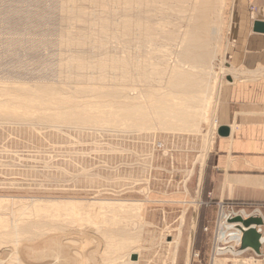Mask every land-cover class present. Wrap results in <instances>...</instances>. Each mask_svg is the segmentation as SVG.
I'll list each match as a JSON object with an SVG mask.
<instances>
[{
    "label": "rangeland",
    "instance_id": "374dc122",
    "mask_svg": "<svg viewBox=\"0 0 264 264\" xmlns=\"http://www.w3.org/2000/svg\"><path fill=\"white\" fill-rule=\"evenodd\" d=\"M197 1L178 7L161 0H0V103L29 96L22 88L38 89L35 105L43 101L32 108L34 114L41 112L37 117L21 111L8 116L0 106V202L8 206L0 210L4 258L21 264L16 260L24 257L19 249H49L57 238L71 245L68 250L64 245L63 255L81 258L78 264H264V256L252 250L239 253L236 241L226 242L224 221L203 192L223 93L235 76L238 81H264V76L244 77L264 71V62L252 69L236 61V49L245 40L232 23L238 6L231 0H223V6L212 0L209 10L197 12ZM249 12L254 22L264 18V0H253ZM190 31L206 43L198 51L203 56L195 60L207 95L200 131H164L153 126L155 121L152 130H130L44 117L90 103H110L114 112L128 101L126 93L147 106L155 105L159 96L173 100L182 89L171 85V73L189 65L183 40ZM203 68L205 73H200ZM46 90L58 94L45 95ZM103 108L94 111H109ZM90 203L139 206L140 215L127 228L129 246L108 252L100 230L110 214L106 207L87 208ZM17 225L28 232L17 238L2 236ZM14 240L20 241L18 249L11 247ZM134 254L137 261L131 259Z\"/></svg>",
    "mask_w": 264,
    "mask_h": 264
},
{
    "label": "bare ground",
    "instance_id": "6f19581e",
    "mask_svg": "<svg viewBox=\"0 0 264 264\" xmlns=\"http://www.w3.org/2000/svg\"><path fill=\"white\" fill-rule=\"evenodd\" d=\"M161 1H170V2H173L176 6L178 5V7H179L180 5L186 4L190 0H161ZM213 1L212 0H198L197 1L198 3L196 2V7L194 10L195 11L197 10V12L202 11V9L207 10ZM217 2L219 3V1H217ZM220 5L221 6L224 5L223 0H220ZM215 6H217V4ZM217 7H220V6L218 5ZM195 21L196 20H194V22ZM184 37L185 38H184L183 42L185 43V50L183 53L185 54V57H186V63H188L189 65L188 66L184 65L183 68L175 70L171 73V78H170L171 85L173 87H176V88L181 87V89H182V94H174L173 100H171V101L161 100V99H159L160 98V96H159L158 99L156 100L155 105L147 106V105H142L140 103L134 102L138 97L137 96H130L128 93L125 92L126 94H124L123 98H126L128 101H125L124 103H121V104L118 103L119 105L116 107L118 110H116L114 112H111V111H113V110H111L112 109L111 107H114V106H112V104H110V103L108 105H103V106L100 104V107L98 106L99 104L93 105L92 103H90L89 106L85 105L86 107L81 106L82 105L81 104L80 106L76 105L75 107H73V108L70 107L69 109H66V110H60V111L54 110L53 113L44 111V112H42L43 115L45 114V112L48 113V114H45L44 117H46V119L52 120V121L60 120V121L65 122V121L71 120V121H74L76 124H81V125H85V126H87V125L88 126H102V124H109L112 126H117V128L118 127H124L126 129H130V130H131V128L137 129V130H146V129L149 130L153 124L151 121H155L153 126H158V127H160L161 130H164V131L188 132V133L200 131L201 122H203L202 120L206 116L205 110L207 108V100H206L207 95L205 94L206 93V91H205V80L203 78L199 77V75H197V72L195 71V69H197V66L195 65L196 64L195 60L199 59L198 57L203 56V55L198 54V51L204 50L206 48V43H205V40H203L202 37L197 32L194 33L192 31H190ZM205 70L206 69L203 68L200 73H205ZM240 75L244 76V74H240ZM247 75H252V77H254V78L263 77L264 71H257V72H253L251 74H245L244 77H246ZM196 76H197V79H194ZM235 79H236V81L241 80L240 78H237L236 76L234 77V81H235ZM193 81H198V82H196V85L198 84V86H197L198 89L196 91H193V88L195 87V83H193ZM185 88L187 91H184ZM119 89H121V88H119ZM22 90L27 92V94H29V96L24 97V99L22 97L16 99L17 98L16 97V98H14L15 100L12 99L13 101H8V102L5 101L7 103L2 102L3 104L0 103V106L2 107L1 109L5 110L6 113L8 112V116H9V113L14 114V115L18 114L19 111H21L20 113H22V114L24 113V115L27 116L33 111L32 110L33 107H36V105H39L38 107L42 106L41 105V103L43 102L42 100H41L42 102L40 101V104L38 102L36 105L34 104V103H36V100L33 97H34V95H37L39 93L38 89L22 88ZM126 90L124 89L123 92ZM134 90H135V92L137 91L136 89H134ZM41 91H45V90H41ZM91 91H93V90H91ZM44 94L45 95L46 94H52V95L54 94L55 95L58 93H56V91H53V90H46V92H44ZM56 96L59 97V95H56ZM172 96L173 95H169V97H172ZM69 98H66V100H71ZM167 99H169V98L167 97ZM96 102H97V100H96ZM50 103H52V102H50ZM33 104L35 106H33ZM91 104H92V106H90ZM38 107H36V108H38ZM55 107L56 106H54L53 109ZM59 107L60 106L58 105V109H60ZM97 107H98V110H99V108L102 109L103 107H107L105 109H109V111L106 110L108 112L105 111V113H103L101 115L96 114L95 111H97V109H96ZM50 108H52V107H50ZM94 109H96V110L94 111ZM101 109L99 111H102ZM33 112H32V114H34ZM37 113H41V112H37ZM37 113H35L36 117L38 116ZM24 115H22V116L25 118L26 116H24ZM34 115H32V116H34ZM207 115H208V112H207ZM20 116H21V114H20ZM32 116L30 115L29 117H32ZM40 116H42V115H40ZM27 117H26V119H27ZM19 118H21V117H19ZM123 130L125 131V129H123ZM150 130H152V129H150ZM216 130H218V129H216ZM141 133H142V131H141ZM15 206H16V204H15ZM15 206L13 205V207H15ZM7 207H8L7 204H3L2 202H0V210L4 211V209H6ZM35 207H36V211H38L37 210L38 205L37 206L35 205ZM89 207H91L92 209L94 207H97V208L99 207L100 210L105 208V207L108 209V210H106V212H107V214H110L111 218L105 219L103 221V225L105 226V230H103V229L100 230L102 233L101 236H102L103 240H105V242H106L108 252L111 253V252H113V251L115 252L117 250L121 251V249H123L124 247H127L131 244L129 242V240H127L128 239L127 236L129 235L127 232V228L129 226V223H131L132 218L137 219V217L140 215L139 214L140 208L138 205L126 204V203H90L87 208H89ZM19 209L20 208H18V210ZM66 210H68V209H66ZM69 210H73V209H69ZM17 211H14V212H17ZM90 212H92V211H90ZM17 213H19V214L15 215V217L20 218L21 217L20 212H17ZM88 213H89V211H88ZM96 213H99V212H96ZM101 215H102V213H101ZM81 217H83V216H80L79 219ZM0 219H2V218H0ZM3 219H5V218H3ZM19 220H21V219H19ZM56 220H59V219H56ZM69 220H71V219H69ZM81 220H83V219H80V221ZM61 221L59 220V222H61ZM99 221H101V220H99ZM74 222H75V220H74ZM88 223L90 225L89 221H88ZM61 224H62V222H61ZM263 224H264V221H263ZM262 225H259V226H262ZM259 226H256V227H259ZM90 227H94V225H92V226L90 225ZM96 228H97V226H96ZM24 229L25 228H22L21 225H17L15 228H13L7 232L2 233V236L5 235V238H6V236H12V238L14 236L20 237L22 233L28 232V231H21ZM54 231H56V230H54ZM238 232L240 233V231H238ZM66 234H63V236ZM93 236H95V235H93ZM60 237H62V235ZM74 238H75V235H74ZM79 238L80 237H78V240H79ZM75 239H77V238H75ZM60 240H64V239H60ZM60 240H58L57 238L55 241L53 240L52 244L49 246V249L48 248H43V249L39 248L40 250L37 251L34 248L30 247L29 250L23 251L24 250L23 249L22 252H20V249H19V253L24 254V257L22 259H16V260L19 261L21 264H78V262L81 259L80 257H79L80 259L76 261V260H73L71 258V257H73L72 256L73 254L71 255V257L69 256L70 252H68L67 256L63 255L64 254L63 249L65 248L64 245H66L65 243H67V242H64V244H63L62 241H60ZM80 240H82V239H80ZM12 242L14 244H12L11 247H13V249H18V245H19L18 243L20 241L14 240ZM68 242H70V241H68ZM73 242L74 241H72V243ZM262 242L264 243V236H263ZM69 245H66L67 250H68ZM79 245H80V243H79ZM84 245H85V243H84ZM0 247H2V245H0ZM86 250H87V248H86ZM97 251H99V250H97ZM1 252H2V250H1ZM3 254H5V251L0 253V264H14L10 261L11 257L7 258L6 256H8V255H5V258H4ZM2 256H3V258H2ZM78 256H80V254L77 255L76 257H78ZM104 256H105V252H104ZM84 257H85V254H84ZM85 258H84V260H85ZM47 260H51V261L48 263ZM84 260H83V262H86ZM93 260H95V259L93 258ZM99 260H100V257H99ZM99 260L97 259L96 261H99ZM89 263H91V262H89ZM106 263H107V261H106ZM15 264H18V263H15ZM81 264H83V263H81ZM95 264H97V263H95ZM99 264H101V263L99 262Z\"/></svg>",
    "mask_w": 264,
    "mask_h": 264
},
{
    "label": "crops",
    "instance_id": "0c3cea01",
    "mask_svg": "<svg viewBox=\"0 0 264 264\" xmlns=\"http://www.w3.org/2000/svg\"><path fill=\"white\" fill-rule=\"evenodd\" d=\"M237 1L231 0L233 6H238L232 23H236V35L245 40L236 49V61L254 69L264 62V34L254 32V24L264 23V18L252 21L248 6L253 0ZM248 53L251 56L245 59ZM217 119L218 129L228 127L230 133L227 137L217 135L208 152L204 198L217 208L224 221L226 242L236 241L239 253L251 252L241 251L238 224L231 221L236 217H264V81H235L223 93Z\"/></svg>",
    "mask_w": 264,
    "mask_h": 264
},
{
    "label": "water",
    "instance_id": "95a60500",
    "mask_svg": "<svg viewBox=\"0 0 264 264\" xmlns=\"http://www.w3.org/2000/svg\"><path fill=\"white\" fill-rule=\"evenodd\" d=\"M254 32L264 34V23L260 21L255 22ZM229 133L230 129L228 127H220L217 130V134L220 137H227ZM231 223L238 224V230L241 233V251L252 250L256 255L260 256L261 246L259 240L261 235L255 227L263 224L262 219L254 217L243 219L242 217H236ZM131 259L137 261L138 257L134 254Z\"/></svg>",
    "mask_w": 264,
    "mask_h": 264
},
{
    "label": "built area",
    "instance_id": "2783aa9c",
    "mask_svg": "<svg viewBox=\"0 0 264 264\" xmlns=\"http://www.w3.org/2000/svg\"><path fill=\"white\" fill-rule=\"evenodd\" d=\"M251 14H252V19L254 20V15H255V9L252 8L251 9ZM263 221H264V217H263ZM257 232L261 235V238L259 240L260 242V246H261V257L264 256V243L262 242L263 236H264V224L262 226L259 227H255Z\"/></svg>",
    "mask_w": 264,
    "mask_h": 264
}]
</instances>
